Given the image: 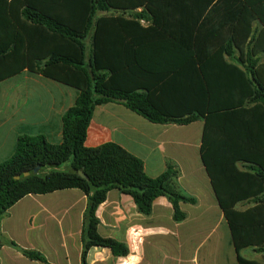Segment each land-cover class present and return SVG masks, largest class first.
<instances>
[{"label":"trees","instance_id":"trees-1","mask_svg":"<svg viewBox=\"0 0 264 264\" xmlns=\"http://www.w3.org/2000/svg\"><path fill=\"white\" fill-rule=\"evenodd\" d=\"M162 2L176 4L173 17L180 18L182 4L190 5L192 42L176 41L166 32L157 15ZM140 7L141 12L127 13ZM260 55L264 0H0V82L27 70L79 91L63 115L60 144L44 135H21L13 156L0 163V223L28 195L79 189L87 197L82 264H89L93 247L108 248L116 257L130 253L127 244L98 232L97 210L111 190L131 196L145 216L163 196L176 222L187 218L180 203L198 201L180 188L181 171L174 163L167 162L165 172L152 178L143 161L119 144L85 145L96 107L119 102L152 123L204 121L201 158L239 264H264V257L256 261L242 255L248 248L264 254ZM243 202L253 206L238 210ZM4 244L47 263L39 251L23 249L0 233V248Z\"/></svg>","mask_w":264,"mask_h":264},{"label":"crops","instance_id":"crops-1","mask_svg":"<svg viewBox=\"0 0 264 264\" xmlns=\"http://www.w3.org/2000/svg\"><path fill=\"white\" fill-rule=\"evenodd\" d=\"M162 3L157 15L166 32L176 41L192 42L186 18L190 5L182 4L180 18L173 17L176 4ZM142 8L127 13L141 12ZM141 24L146 26L149 21ZM259 26L255 22L253 29ZM233 57L238 62L239 51ZM259 61L264 62V55ZM78 97V90L27 70L1 81L0 163L13 156L21 135H44L49 142L60 144L63 115ZM204 125L202 120L185 125L152 123L119 102L96 107L87 132V147L107 142L119 144L143 161L145 172L152 178L163 174L167 162H172L181 171L180 188L198 202L180 203L187 218L176 222L173 206L166 197L157 198L152 214L145 216L139 213L131 196L111 190L97 210L98 232L127 244L130 253L116 257L108 248L93 247L87 257L89 264H239L228 222L201 158ZM252 206L253 203L243 202L237 209ZM86 207L87 197L79 189L24 197L3 217L0 233L23 249L39 251L47 263L31 260L4 244L0 248V264H82ZM242 255L256 261H263L264 257L251 248L243 250Z\"/></svg>","mask_w":264,"mask_h":264},{"label":"water","instance_id":"water-1","mask_svg":"<svg viewBox=\"0 0 264 264\" xmlns=\"http://www.w3.org/2000/svg\"><path fill=\"white\" fill-rule=\"evenodd\" d=\"M38 171H39V167L35 168L34 173L37 174ZM79 174H80L82 177L86 178V175H85L83 172H79ZM29 175H30V172H25V173H24V176H26V177L29 176ZM15 178H16V179H19V178H20V175L16 176Z\"/></svg>","mask_w":264,"mask_h":264}]
</instances>
